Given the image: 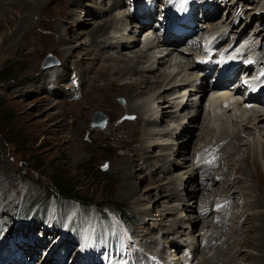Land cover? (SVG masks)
Listing matches in <instances>:
<instances>
[{"label": "rangeland", "instance_id": "rangeland-1", "mask_svg": "<svg viewBox=\"0 0 264 264\" xmlns=\"http://www.w3.org/2000/svg\"><path fill=\"white\" fill-rule=\"evenodd\" d=\"M23 1H27L31 6L34 4V0ZM153 1L149 0L151 3ZM247 1L213 0L215 8L209 9V14L218 12L219 15L213 14V20L206 24L202 19L205 18V12L197 11L201 2L196 1L192 18L197 19L199 16L201 22H197L198 28L200 30L201 27L206 28V30L202 29V33L196 31L198 40L192 41L197 42L195 44L198 47L197 51L189 50L191 52L187 53L188 56L183 54V51L172 52L170 60L174 58L173 60L176 59V62H180L182 66L180 65L181 67L173 72L165 84H158L155 91L145 93L142 97H138L139 99L128 101L118 96L119 93L111 95L109 99L98 100L95 90L89 88L87 76L91 69L98 68L106 61L104 58L98 60L94 55L88 56L90 50L88 46L91 42L87 32L115 18L113 21H116L111 27L109 24L106 25L108 32L106 35L111 38L110 42L106 41L108 46H114V43L124 40H126L124 42L130 39L139 40L140 43H136L132 53L126 50L121 52H126L125 59H129L134 51H141L145 48L146 42H149L146 35L140 33L133 25H129L127 30L122 29V23L125 22L123 17L128 11L130 0H76L72 6H68L67 0H50V4L49 1H45L38 5L36 13L28 14L29 20L34 25L30 34H26V31L20 28L23 21L20 0H0V246L3 249L2 253L10 252L18 242L29 240L40 244L41 249H44L42 242L50 243L51 239L68 227L66 253H72L71 247L75 245L76 235H83L89 239L86 240L87 253L94 254L97 257L95 262L100 264H105L106 258L109 259L108 264H136L137 257L141 260L140 264H166L165 261L169 262L170 259L174 261L179 259L176 264H182L181 259L186 258H190L189 264H264V197L250 180L245 182L243 179V182L240 181L237 185L235 181L233 182L237 177L242 179V173L245 174L244 177L251 176L254 172L251 158L255 153L264 171V121H254L252 109L245 112L235 104L231 106L236 112V118H231V113L220 106L222 100L217 98V101L216 96L211 97L214 103L218 102L211 113L208 107L211 94H207L206 100L202 99L198 107L189 100L191 105L183 109L186 112L180 115L181 119L179 117L178 122L171 123L170 120L165 119L156 128L146 127L145 123L149 119L159 121L163 111L176 113L173 104H177L174 102L179 100L180 95L178 94L179 97L175 95V98L178 97L176 100L170 97L171 91L166 95L161 94L168 85L171 89L181 79L185 81V85H188L186 84L188 81L189 86L197 84L198 79L190 63L194 57L196 60L201 59L198 52L204 50L208 37L211 36V40L218 34L222 37L221 43L215 48L217 57L215 56L214 60H219L226 48H231L234 40L237 44L244 36L249 44L252 42V45L254 42L252 45L254 48H250L247 53L264 58V0H255V3L254 0ZM116 2L119 3L118 6L111 9L110 6ZM65 6L71 13L67 20L69 23L64 25L63 20L55 23L56 16L48 13L52 12L53 8L52 14H56ZM152 6L155 10L156 6L153 3ZM39 11L42 12L40 15ZM216 29H222V32L216 33ZM121 30L131 31L125 35L120 33ZM134 31L139 34H134ZM232 35L234 36L231 39ZM100 39L101 37L97 41ZM142 39L145 40L143 43ZM245 39L235 50L239 51L246 45ZM257 45L260 47H256ZM163 51L164 49L152 51V56L157 58ZM242 51L244 49L240 50ZM101 52L107 55L106 52L109 51L106 49ZM113 52L109 54L115 57L116 53ZM165 53L167 52L162 54ZM142 55L145 56V53ZM47 56L55 57L59 65L42 69V63ZM148 66L141 65L135 76L160 80L159 75L163 70L158 68V72L146 73L142 68ZM168 66L169 59L162 63V68L166 69ZM258 71L264 72L261 67ZM54 73L61 74L59 79L62 82L58 84L57 90L52 91L51 87L48 88L47 85L43 87V84L44 81L52 80ZM99 84L100 82L96 86L101 85ZM72 87L77 89L75 93ZM56 92L57 95H54ZM187 93L190 95V92ZM159 95L162 98L156 99ZM73 97L76 99L73 100ZM140 100L148 104V110L146 108L142 113L136 112L138 118L135 119L126 116L124 113L130 114L133 110L131 107L130 111L126 110L125 106L140 104ZM255 107L256 110H264L259 104ZM75 110H77L75 126L82 127V130L77 132L76 129L72 131L59 122L64 119L62 122L70 125L73 120L66 113ZM187 113L191 115L185 117ZM97 115L105 119L103 128L91 126L93 118ZM194 117L197 119L196 122L191 120ZM98 120L102 121L101 118ZM168 126L171 129L184 127V130L178 133L181 136L184 132L185 137L176 141L174 136H177V131L168 130L166 128ZM146 128L150 132L145 131ZM165 130L173 135V144L170 147L166 146V149L163 146L167 143L163 141L165 138L159 137ZM248 132L251 134L246 136ZM238 134V138L246 145L245 152L249 157L247 160L241 159L238 163L232 161L230 167L231 159L226 157L225 152H221V168H218L220 171L214 175L211 168L217 165L219 143L226 140L224 147L232 141V138L236 139ZM140 140L143 146H148L149 143L153 145L147 155L146 164L150 168L147 167L142 171V163L129 162L133 192L132 195H127L124 189L119 188L117 182L120 174L119 161L121 158H127V155H133L130 150H134ZM166 157L171 160L166 170L162 174L151 175L155 173L153 169L151 170L152 166L159 168L162 159ZM193 164L198 165L193 166ZM58 175L63 178L62 182L65 184L75 186L76 198L89 201L92 206L83 207L72 200L58 201L57 198L47 200L53 184L52 180L55 179L56 184H60ZM152 176L155 179L153 182ZM191 176L194 185L200 184L202 189H204V181L209 178L219 180V183L213 190L212 182L209 183L205 188L206 191L201 190L194 195V198H190L184 187L192 180ZM245 183L249 186L246 189ZM161 186H169V192L163 196L157 190ZM212 193H215L213 198ZM115 207L127 208L126 214L123 215L122 212L121 215L126 218L123 224L120 222V212ZM29 209L31 211L26 217ZM195 222L197 224L192 229ZM140 227L145 231L141 228L142 232H139ZM129 230L134 232L131 234ZM129 233L141 241L142 244L138 243L139 248L137 245L136 248H132ZM123 236L125 240L129 239L126 240L127 247L123 242ZM25 237L29 239L25 240ZM93 238H96L95 242ZM14 240L17 242L16 245ZM6 243L7 245L4 246ZM176 246L181 249L178 255L175 253ZM137 248L141 249L145 257L137 251ZM39 251L42 253V250ZM53 255L54 253L50 254V260H46L45 264H51ZM30 263L38 264L32 261Z\"/></svg>", "mask_w": 264, "mask_h": 264}, {"label": "bare ground", "instance_id": "bare-ground-1", "mask_svg": "<svg viewBox=\"0 0 264 264\" xmlns=\"http://www.w3.org/2000/svg\"><path fill=\"white\" fill-rule=\"evenodd\" d=\"M45 1H49V4H50V0H34V4H32V6L30 5V3H28L27 1H23V0H20L21 2V7H22V10H23V21H22V24L20 26V28L24 31H26V34H30L31 30H32V27L34 26L32 21L29 20V16L28 15L29 13L32 14V13H36L37 12V8H38V5L42 4V3H45ZM60 1H64V0H60ZM184 1V5L185 3L188 1V0H183ZM244 1V0H242ZM246 2H248L247 0H245ZM76 2V0H67V3H68V6L72 4H74ZM256 1L254 0V3ZM197 3V2H196ZM119 3H114L112 4L111 9H115V7L118 6ZM131 4H132V17H133V20L132 22H129L128 23V19L126 18L125 19V22L122 23V29L123 30H127L129 28V25H133L135 26L139 32H142L143 33H146V39L149 40V42L147 41L146 42V46L145 48H143L141 51H134L133 52V56L129 59H125L126 57V52H121V51H128L129 53H132L133 51V47L136 45V43H140L139 40H132L131 39L128 41V42H119V43H116L114 46H111L109 43L110 46H108V42H110L111 38L110 36L106 35L108 32H107V29H106V25L109 24V27L112 26L113 21L114 19H110V20H107L106 22H104L102 25L99 24L97 25L96 27H94L92 30H89L87 32V37L90 38V42H91V45L89 44L88 48H90V50L88 51V56H95L97 57V59L99 60L100 58H104L106 63L104 64H101L98 66V68L96 69H91L90 71V74L89 76H87L88 78V81H89V88H93L95 90V96H96V99L98 100H104V99H109L111 97V95L113 94H116V93H119L118 96H122L126 99H128V101H132V100H135L137 99L138 97H142V95H144L145 93H151L153 91H155L156 88H158V84H165V82L168 81L169 78H171V75L173 74V72H175V70L179 69V66L181 65L180 62H176V59L173 60L174 58H172L170 60V56L172 55V52H175L176 50H178V48H183L185 47V51H189V50H192L193 51V47L195 46L194 43H191L188 42L185 38L181 39L177 44H174L171 46L169 50V53L168 54H165L163 55L162 53L164 51H166L167 49L165 48H161L159 46H156V42L153 41L152 39V36L153 37H157V34H156V31L153 32V30L150 32L149 30H151V27H152V22L147 25V24H141L142 20L144 21H148V20H151L153 19L152 16L155 14L156 15V20L158 21L157 22V26H159V28L161 29L162 25L165 27V30L166 31H169V30H173L174 32H179L180 30H183L185 28H188L187 24L184 22L183 19H180V18H177L175 17V13L176 11L178 10V7L181 5V1H177V3H175V0H170V3L166 5L165 9L166 11L168 12V15L169 17H167V19L165 20V18L163 19L162 16L163 14H160L161 11H159L160 8H157L154 10V7L152 6V3L149 2V0H131ZM56 5V4H55ZM98 5V4H97ZM259 7H260V4L258 3ZM257 5V6H258ZM48 6V5H47ZM57 6V5H56ZM59 6V5H58ZM57 6V7H58ZM63 6V5H62ZM56 7V8H57ZM60 7V6H59ZM52 8V7H51ZM50 8V9H51ZM55 8V7H54ZM66 8V9H65ZM205 8H206V5H205ZM61 10H59L56 14H52L54 11H53V8H52V12H49L48 14H51L52 16L55 17V23L56 21H62V23L64 25H67L69 22L67 21L68 20V17L70 16V12L67 10V7L65 6L64 8H60ZM64 9V10H63ZM69 9V8H68ZM58 10V9H57ZM187 10H189L187 8ZM45 11V10H44ZM46 11V13L48 12ZM63 12H64V15H63ZM110 12V11H109ZM42 12L39 11V15L41 14ZM213 13L212 14H209L208 12V9L206 10V13H205V24L208 23L210 20H213ZM27 14V16L25 15ZM66 14V15H65ZM107 14V13H105ZM125 15V14H124ZM151 15V17H150ZM154 15V16H155ZM198 15V14H197ZM213 15V16H212ZM121 16V15H120ZM202 16V15H201ZM196 17V16H195ZM33 18V17H32ZM67 18V19H66ZM198 18H200L198 16ZM197 18V19H198ZM230 19V18H229ZM40 22V21H39ZM225 22H227V20H225ZM224 22V23H225ZM41 23V22H40ZM119 23H121L119 21ZM191 24V22L189 23ZM117 25V23H116ZM120 26V25H119ZM231 26V25H230ZM36 27V26H35ZM121 27V26H120ZM148 27H150V29H148ZM224 27V26H223ZM116 28V26H115ZM134 28V27H133ZM220 28V27H219ZM121 29V28H120ZM203 30H206L205 27H201V31ZM212 29V28H211ZM218 29V28H217ZM216 29V30H217ZM230 29V27H229ZM117 30V29H116ZM132 30V28H131ZM164 30V32H165ZM186 30H189V29H186ZM213 30V29H212ZM215 30V31H216ZM53 31V30H52ZM158 31V30H157ZM200 31V32H201ZM214 31V30H213ZM218 31H221L222 32V29L221 30H217L216 33H218ZM228 32V31H227ZM234 32V31H233ZM55 33H57V31H55ZM117 33V32H116ZM202 33V32H201ZM211 33V32H210ZM115 34V33H114ZM209 34V33H208ZM214 34V33H212ZM211 34V35H212ZM78 35V34H77ZM76 35V36H77ZM79 35H81V33H79ZM78 35V36H79ZM130 36V35H129ZM214 36V35H213ZM101 37V41L97 39ZM121 37V36H120ZM221 37V36H220ZM240 38V37H239ZM243 38V37H242ZM105 42H104V40ZM212 37H208L207 41H206V44L204 45V49L206 50V53L204 54V56H206L207 58H203L205 59V64L208 66L210 64L214 65L215 61L211 59V54H213V49L215 46H212L213 42L216 40V39H213L211 40ZM222 39V37H221ZM212 41V42H211ZM101 42V43H100ZM112 42V41H111ZM100 43V44H99ZM114 43V42H112ZM166 43V41H165ZM94 44V45H93ZM211 44V45H209ZM190 45V46H189ZM208 45V46H207ZM151 47V48H146V47ZM197 47V46H196ZM198 48V47H197ZM203 48V46H202ZM244 48V46H242L240 49H239V52L240 50H242ZM109 51V52H113V53H116V56L115 57H112L109 52H106L107 55H103V53L101 51H104L106 50ZM159 49H164V51L156 58V57H153L152 56V51H158ZM66 50V49H64ZM111 50V51H110ZM135 50V49H134ZM167 50V51H168ZM245 51V50H244ZM92 52V53H91ZM97 52V54H96ZM177 52V51H176ZM184 52V51H183ZM238 52V50H235L234 52L232 53H229V57L230 58L231 56H236L235 54ZM145 53V56H143L142 54ZM181 54V53H180ZM227 54V53H226ZM225 54V55H226ZM219 55V54H218ZM201 57V56H200ZM217 57V56H216ZM221 60L224 61L225 58H223V55L221 56ZM261 56H257L255 58L256 60V63L257 64H264V58H260ZM169 59V66L168 68L164 69L162 68V63H164L166 60ZM198 59V58H197ZM200 59V58H199ZM210 59V61L208 60ZM96 59H94L95 61ZM198 62V60H196ZM204 61V60H203ZM203 61H202V64H203ZM221 61V62H222ZM146 62V63H144ZM93 64V63H92ZM144 64H149L148 68H142V70H145L146 73H154V72H158V68L162 69L160 75H159V79L161 80H157V79H154V78H151V77H146V76H140V77H136L135 76V73L136 71H138L140 69V66L141 65H144ZM161 65V66H160ZM182 66V65H181ZM180 66V67H181ZM192 66V65H191ZM193 67V66H192ZM212 67V66H210ZM157 68V69H156ZM247 70H252L253 66L252 65H247L246 66ZM78 73H80L79 71H77ZM138 73V72H137ZM136 73V74H137ZM42 75V74H41ZM63 75V74H62ZM76 75V74H75ZM178 75H180V73H178ZM39 76V75H38ZM149 76V75H148ZM45 77V76H44ZM47 77V76H46ZM66 77V76H65ZM61 74H58L56 75V73L52 74V80H48V81H44V84H43V87L47 85V87H51V90H57L58 88V84L62 81H60L61 79ZM63 78V76H62ZM49 79V77H48ZM235 80V78L233 79ZM238 80V78L234 81V83H236ZM121 81H125L124 83H121ZM194 81V79H193ZM100 82V86H96V84H98ZM184 82V83H183ZM192 82V81H191ZM194 83V82H193ZM206 86L208 87V84L205 82ZM160 86V85H159ZM230 85H226L225 88L228 89ZM169 85L167 86V88L163 91V93L161 95H166L168 92H172L171 95H178L182 90H184V93L182 94V96L179 97V100L181 98L182 99V102H179L178 105H180V109L176 111L175 114L172 113V111H163V113H161V118H159V121L157 119H154V120H147L146 123V127H151V126H155L156 127H159V124L164 122L165 119H168L172 122H178L180 119H181V116L180 115H183L186 111H184L183 109L184 108H188L190 105H187V102H186V105L183 106V101L184 99L187 97V92H197L199 91L198 89H200L199 87H196L195 85H185V81L184 80H180L179 83L176 84V86H174L173 88H168ZM74 89V87H72ZM189 88H193V89H189ZM196 88H197V91H196ZM77 89H74L73 93H75ZM223 90V89H222ZM230 90V89H229ZM227 90V91H229ZM203 91L205 92L206 89L205 87L203 88ZM225 92H223L220 97L218 98L219 100L221 99L222 100V104L220 105L221 107H224V108H228L230 106L229 103L230 101L232 100L231 98V95H229V93L226 91V90H223ZM236 92V91H235ZM122 93V94H120ZM170 94V93H169ZM54 95H57V92L56 94L54 93ZM73 95V94H72ZM159 95L156 99H161L162 96ZM74 96V95H73ZM176 97V98H178ZM191 97V96H189ZM74 98V97H73ZM76 98H74L73 100H75ZM92 99V98H91ZM139 99V98H138ZM156 99H154V101H156ZM214 99V98H212ZM218 99L216 98V100L218 101ZM177 100V99H176ZM215 100V101H216ZM142 100H140L139 102H141ZM153 101V103H154ZM158 101V100H157ZM175 101V100H174ZM191 102V101H190ZM78 103V102H77ZM77 103H74V105H76ZM134 103V102H133ZM142 103V104H141ZM140 104H136V105H129L127 104L125 107L126 110H128L130 107L131 109L133 110V112H131L130 114L128 113H124L126 116L128 117H131L132 119H135V118H138L136 116V112H139L142 113V111H144V109L147 108L148 110V104L146 102H141ZM176 103V101H175ZM113 105V104H112ZM188 106V107H187ZM208 106V105H207ZM206 106V107H207ZM237 106V105H236ZM209 107V106H208ZM207 107V108H208ZM261 107V106H260ZM158 108V107H157ZM247 108H253V106H247ZM261 108H264V106H262ZM89 109V108H88ZM129 109V111L131 110ZM212 109V108H211ZM215 109V108H213ZM243 109V108H242ZM86 110V109H85ZM125 110V111H126ZM183 110V111H182ZM245 110V109H244ZM253 111H251L252 113L251 114H254V118L253 120L256 121V120H259V122H262L264 121V110H256V109H252ZM146 111V110H145ZM215 111V110H214ZM213 111V112H214ZM248 110H245V112H247ZM220 112V111H219ZM217 112V113H219ZM226 112V111H225ZM244 112V111H243ZM242 112V113H243ZM67 116L70 115V117H72V120L73 122L69 125L65 122H62L64 121V119L62 121H59L61 125L64 124V126H68L69 129H71L72 131H75L76 129V132L77 131H80L82 130V127H79V126H75V118H76V115H77V110H75V112L73 111H68L67 113ZM216 114V113H215ZM225 114V113H224ZM220 115V113H219ZM80 116V115H79ZM214 116V115H213ZM168 117V118H167ZM180 117V119H179ZM66 118V117H65ZM215 118V117H214ZM217 118V116H216ZM179 119V120H178ZM186 119V118H185ZM183 119V120H185ZM251 119V118H250ZM138 120V119H137ZM141 120H144V119H141ZM193 121H197V119L194 117L193 119H191ZM208 121V120H207ZM219 121V120H218ZM136 122V121H135ZM211 123V122H210ZM216 123V122H215ZM218 123V122H217ZM203 125V124H202ZM216 125V124H215ZM259 125V124H258ZM177 126V125H175ZM169 127V126H168ZM204 126H202L203 128ZM262 128V127H261ZM168 130H171V131H177L176 135L180 136L178 134V131H179V128L176 127V128H169ZM168 130H165V131H161V133H159V135L161 134V136L159 137H163L165 138V142H167L166 144L164 143L163 146L165 147L166 149V146H172L173 144V135L170 134V132ZM145 131H149V129H145ZM150 132V131H149ZM157 134V133H156ZM184 132L181 134V138H183L184 136ZM251 133L248 132L246 133V136L247 135H250ZM171 135V136H170ZM157 136V135H156ZM178 136H174L176 138V141H179L178 140ZM239 134L237 135L236 139L232 138L231 140L232 141H229L226 146L223 147V145H225V141H221L219 143V146H220V149L218 150V153H217V158H216V161H217V165L211 169H213V174L215 175L216 173H218L221 168V163H222V158L220 160V153L221 152H225L226 153V157L231 159L230 164L229 166L231 167L232 166V161L235 162V163H238L241 159H246L249 157L248 154L245 152L246 151V145L245 143L240 139L238 138ZM123 137V136H122ZM155 137V135L153 136ZM169 137V138H168ZM185 137V136H184ZM264 137V136H263ZM167 138V139H166ZM119 139V138H118ZM185 139V138H184ZM264 139V138H263ZM130 140V139H129ZM156 141V140H155ZM181 141V140H180ZM264 141V140H263ZM179 143V142H178ZM151 146H153L152 144H148V146H143L141 144V140H140V143L139 145L134 149V150H130L131 153L133 155H127V158H121V160L119 161L120 162V167H119V171H120V174H119V177L117 179V182H118V186L119 188H122L126 191L127 195H132V192H133V184H132V180L130 179L131 176H130V169H131V166H130V163L129 162H140L143 164L141 170L144 171L147 167H149L148 164V161H147V155L149 154L150 152V149H151ZM161 146V145H160ZM223 147V148H222ZM126 148V147H125ZM168 150V148H167ZM227 151V152H226ZM199 152V150L197 151ZM245 152V153H244ZM246 154V156H245ZM181 156H183V153H181ZM263 157H264V151H263ZM128 159V160H127ZM162 159V158H161ZM228 159V160H229ZM264 159V158H263ZM186 160V159H185ZM161 161V160H160ZM188 161V160H187ZM161 166L159 168H154L152 166L151 170L153 169V171L155 173H151V175H154V174H162V172H164L166 169V166L167 164L171 163V160L170 158H165V159H162V162H161ZM251 163H252V166L254 168V172L251 174L250 177H244V173H242V179L241 178H235L233 180V182L235 181V184L237 185L240 181L243 182V179L244 181L246 180L248 182V180H250L251 182H254L255 184V187H256V190L261 192V194L263 195L264 197V171L263 169L261 168V161L258 157V155L255 153L253 154V157L251 158ZM133 165V164H132ZM196 166L198 164H193V166ZM207 165V164H206ZM206 167V166H205ZM150 168V167H149ZM204 168V167H203ZM219 168V169H218ZM207 169V167H206ZM201 170V169H200ZM205 170V169H204ZM253 170V169H252ZM202 172V171H201ZM200 173V172H199ZM207 173V172H206ZM210 173V174H212ZM203 174H204V171H203ZM193 175V174H192ZM222 176V175H221ZM198 177V176H196ZM191 179L190 180V183L187 184L186 182V186L184 187V190L185 192L187 193V196H189L190 198H194V195L197 194L198 192H200L201 190L203 191H206L205 188H207L209 185V183L212 182V190L213 188L217 186V184L219 183L218 181L214 180V178H209L207 179V181H204L205 184H204V189H202V186L200 185H197L195 186L194 182H193V177L191 176ZM223 179V178H222ZM154 177L152 176V182L154 181ZM206 180V179H205ZM225 180V179H224ZM223 181V180H222ZM231 181V180H230ZM245 181V182H246ZM157 182V181H156ZM250 182V183H251ZM224 183V182H223ZM253 184V185H254ZM262 185V186H261ZM169 187V186H168ZM167 186L166 187H163L161 186L160 188H158L157 190L159 191L160 195L163 196L165 195L166 193H168V188ZM244 187L245 189L248 188V184L245 183L244 184ZM209 190V189H208ZM210 189V191H212ZM183 191V190H182ZM248 191V190H247ZM185 193V194H186ZM250 193V192H249ZM215 196V193H212L211 197L213 198ZM205 203V200L203 201ZM207 202V201H206ZM233 206V205H232ZM231 206V208H232ZM190 212V211H189ZM196 222L193 223L192 225V229L195 228L196 226ZM183 225V224H181ZM184 226V225H183ZM142 228V231H145L143 227H140L139 228V232H142L140 231V229ZM184 228V227H183ZM149 233V232H148ZM152 233V232H151ZM168 233V232H167ZM162 234V233H161ZM151 235V234H150ZM155 235V234H154ZM164 236V235H163ZM151 238V237H150ZM262 238V237H261ZM153 240V239H151ZM19 243V242H18ZM9 244V243H8ZM239 245V244H238ZM12 246V245H11ZM43 246V245H42ZM2 247V246H1ZM264 247V246H263ZM44 248V247H42ZM175 253H177L176 251H178L180 249L179 246H176L175 247ZM7 249V248H6ZM40 250H45V249H41V245L40 244H34L33 245V248L32 249H27L25 250V255L30 257V260H29V264H31L30 262L35 260L36 258H38L39 256L38 255H41V252L39 251ZM6 251V250H5ZM56 251V248L52 251L51 254L55 253ZM38 252V253H37ZM9 253V252H8ZM37 253V255H36ZM264 253V252H263ZM178 255V254H177ZM54 256V255H53ZM53 256H52V260H53ZM264 256V255H263ZM226 257H228L226 255ZM233 256H231L232 258ZM230 258V257H229ZM234 259V258H233ZM46 258L44 259L43 263H45L46 261ZM50 260V256H49V259ZM55 260V259H54ZM97 261V260H96ZM55 262V261H54ZM139 262H141V260L137 257L135 258V263L136 264H140ZM147 262V261H146ZM59 263V261H58ZM259 263V262H258Z\"/></svg>", "mask_w": 264, "mask_h": 264}, {"label": "trees", "instance_id": "trees-1", "mask_svg": "<svg viewBox=\"0 0 264 264\" xmlns=\"http://www.w3.org/2000/svg\"><path fill=\"white\" fill-rule=\"evenodd\" d=\"M58 183L60 182V184H56L57 181L55 179L52 180V187L50 189V192L47 195V200H49L50 198H57L58 201L60 200H72L75 201L77 204L83 206V207H91L92 204L89 201H85V200H81L79 198H76V196H74L75 193V186H71L69 184H65L63 181V178L58 175ZM32 208V207H31ZM30 208V209H31ZM119 212H120V217L123 221H126L125 216H121L123 213V215L126 214L127 212V208L126 207H115ZM28 211L26 217L29 215L30 210ZM123 212V213H122ZM35 214V213H34ZM33 214V215H34Z\"/></svg>", "mask_w": 264, "mask_h": 264}, {"label": "water", "instance_id": "water-1", "mask_svg": "<svg viewBox=\"0 0 264 264\" xmlns=\"http://www.w3.org/2000/svg\"><path fill=\"white\" fill-rule=\"evenodd\" d=\"M59 65L58 60L53 56H47L42 63V69L50 68ZM102 119L99 121L98 119ZM100 122V123H99ZM99 123V124H96ZM105 125V119L101 115H97L93 118V122L91 124L92 127H101L103 128Z\"/></svg>", "mask_w": 264, "mask_h": 264}, {"label": "snow or ice", "instance_id": "snow-or-ice-1", "mask_svg": "<svg viewBox=\"0 0 264 264\" xmlns=\"http://www.w3.org/2000/svg\"><path fill=\"white\" fill-rule=\"evenodd\" d=\"M244 83H247V81H245Z\"/></svg>", "mask_w": 264, "mask_h": 264}]
</instances>
